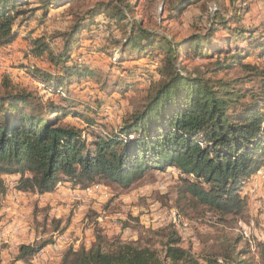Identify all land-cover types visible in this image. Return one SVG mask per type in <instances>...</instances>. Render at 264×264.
<instances>
[{"label":"trees","instance_id":"16d2710c","mask_svg":"<svg viewBox=\"0 0 264 264\" xmlns=\"http://www.w3.org/2000/svg\"><path fill=\"white\" fill-rule=\"evenodd\" d=\"M38 1L45 16L51 8L64 6L73 17L53 39L35 37L28 40L27 49L23 47L49 63V69L22 68L60 102L42 101L34 92L9 82L0 92V199L7 191L4 173L20 175L19 190L42 194L64 180L77 186L101 178L129 186L147 170L175 168L182 175L181 192L190 196L191 203L207 207L221 219L240 214L246 204L241 190L264 164V31L241 24L249 4L242 12L238 0H232L231 13L224 15L223 5L207 28L176 40L138 22L133 16L134 0ZM164 1H174V15L199 0ZM30 3L0 0V49L12 52L19 43L21 27L39 9ZM120 27L124 29L121 34L127 27L131 32L125 37L121 56L112 60L111 66L125 75L115 79L107 72L103 78L97 66L81 60L80 43L85 36L92 40L102 30L105 40L116 45ZM97 51L110 53L106 46ZM126 55L130 57L124 59ZM249 56L261 64L246 62ZM143 57L150 60L153 71L138 65L121 66L122 61ZM194 57L212 59L206 73L184 67L183 59ZM238 65L246 75L211 78ZM154 72L158 78L149 81L140 107L114 130L105 134L87 131L65 119L86 118L71 106L75 102L69 96L72 84L78 86L96 77L99 94L112 91L124 95L138 84L137 77ZM254 77L258 84L243 86ZM98 96L101 103L104 96ZM87 134L93 138L88 139ZM156 234L161 237L158 246L120 238L110 242L98 233L89 248L67 250L60 264H247L240 259L245 251L236 253L232 245L224 250L222 259L202 260L192 248L182 246V237L174 227H164ZM47 244L22 245L18 259L30 264V257Z\"/></svg>","mask_w":264,"mask_h":264},{"label":"rangeland","instance_id":"374dc122","mask_svg":"<svg viewBox=\"0 0 264 264\" xmlns=\"http://www.w3.org/2000/svg\"><path fill=\"white\" fill-rule=\"evenodd\" d=\"M231 1L199 0L171 15L174 1L134 0L133 16L145 27L157 29L169 38L180 40L207 28L215 11L223 5L224 15L231 13ZM30 2V7L38 6L39 9L34 18L21 27L19 43L12 52L0 49V92L5 90L9 82L10 86L34 92L42 101L60 102L58 96L50 90H44V84L22 68V65H26L29 70L33 69L31 66L49 69V63L43 58L31 56L23 47L27 49L28 40L35 37L46 35L52 38L56 31L66 29L73 17L64 6L51 8L45 16L44 8L38 0ZM236 2L243 7L242 12L249 4L241 24L257 27L258 32L264 31V3L261 0ZM120 29L115 34L120 39L116 45L111 40H105L107 35L102 30L92 40L84 35L80 43L84 52L81 60L97 66L103 78L107 72L115 79L125 75L120 68L111 66L112 60L121 56L123 45L127 44L124 42L125 37L131 32V28L127 27L125 33L121 34L124 29ZM99 46H106L110 53L97 51ZM186 52L187 49L184 50ZM129 57L126 55L124 59ZM211 61L194 57L187 61L183 59V65L190 72L198 68V71L206 73ZM245 61L262 62L257 61L255 56H249ZM122 64L126 68L138 65L153 71L150 60L144 57L122 61ZM146 74L137 77L135 80H138V84L124 95L112 91L99 94L100 84L96 77L78 86L72 84L69 96L75 102L71 106L84 112L86 118L68 116L65 119L87 131L95 130L105 134L114 130L121 125L124 117L140 107L149 81L158 78L156 72ZM246 74L238 65L212 75L211 78L228 80ZM206 76L210 77V74ZM256 84L258 78L254 77L251 83H244L243 86ZM98 95L104 96L101 103L97 102ZM86 137L93 138L90 134ZM3 177L7 191L0 199V264H25L18 259L20 247L45 241L48 244L30 257V264H60L67 250L89 248L98 233L105 235L110 242L120 238L139 245L158 246L161 237L156 232L170 226L181 235L182 246L192 248L202 260L216 257L222 259L224 250L232 245L236 253L245 251L240 259L247 264H264V164L250 176L241 190L246 197L243 211L237 215L228 214L223 219L207 207L191 203L190 196L181 192L182 175L175 168L147 170L129 186L101 178L77 186L64 180L53 191L42 194L19 190L16 183L20 175L17 173H4Z\"/></svg>","mask_w":264,"mask_h":264},{"label":"built area","instance_id":"2783aa9c","mask_svg":"<svg viewBox=\"0 0 264 264\" xmlns=\"http://www.w3.org/2000/svg\"><path fill=\"white\" fill-rule=\"evenodd\" d=\"M87 190H89V189H87ZM87 190H86V191H87Z\"/></svg>","mask_w":264,"mask_h":264}]
</instances>
